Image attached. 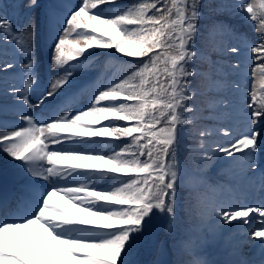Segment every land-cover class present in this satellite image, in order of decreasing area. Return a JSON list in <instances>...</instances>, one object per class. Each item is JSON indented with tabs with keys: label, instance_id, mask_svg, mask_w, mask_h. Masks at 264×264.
I'll return each mask as SVG.
<instances>
[{
	"label": "snow or ice",
	"instance_id": "obj_1",
	"mask_svg": "<svg viewBox=\"0 0 264 264\" xmlns=\"http://www.w3.org/2000/svg\"><path fill=\"white\" fill-rule=\"evenodd\" d=\"M35 5L36 0H28L25 6L31 9ZM198 5L199 0H79L63 12L51 11L50 61L57 75L34 104L28 92L36 83L34 21L29 15L18 29L0 11V42L9 37L26 61L21 65L26 79L12 95L33 110L21 114L20 123L0 124V129H15L0 130V151L19 161L32 179L44 181L26 185V195L14 202L0 198V264H131L126 257L136 235L153 216L175 219L182 181L176 163L179 126L199 118L194 115L199 110L193 101L202 94L190 83L198 73L189 69L198 55L194 46L199 34ZM227 10L256 22L258 41L242 40L248 58L256 61L250 69L252 88L244 107L247 119L238 133L230 128L220 130L228 137L223 145L212 150L202 142L200 151L212 153L207 162L217 152L232 161L236 154L246 157L239 165L248 178L254 180L259 173L261 197L253 205L247 200L224 199L221 186L205 177L190 180L187 199L197 209L200 223L180 229L173 241L178 252L199 241L200 225L209 219L217 226L249 225L250 235L264 246V169L254 159L261 135L256 125L264 118V0H234ZM97 25L106 30L102 32ZM71 36L75 39H69ZM94 46L134 58L128 62L129 74L98 87L83 109L52 108L36 115L34 110L58 95ZM228 51L239 55L241 48L233 46ZM14 67L11 60L0 59V71ZM220 71L216 68L205 74L204 94L222 87L216 78ZM234 87L239 90V83ZM207 103L211 110L219 101L210 95ZM58 111L64 114L57 115ZM101 122L107 126H100ZM199 135L207 133L200 131ZM92 137L114 138L111 154L93 155L83 147H64L66 142L90 143L86 138ZM45 160L49 166L39 167L38 162ZM56 195L66 199L77 214L54 205ZM254 214L260 218L256 230L251 225ZM176 264L207 262L192 259Z\"/></svg>",
	"mask_w": 264,
	"mask_h": 264
},
{
	"label": "trees",
	"instance_id": "obj_2",
	"mask_svg": "<svg viewBox=\"0 0 264 264\" xmlns=\"http://www.w3.org/2000/svg\"><path fill=\"white\" fill-rule=\"evenodd\" d=\"M74 0H69L73 2ZM125 0H117V3H124ZM152 2V0H149ZM234 0H199V11L200 18L198 20V29L199 34L194 39V46L198 50V55L196 59L189 63V69L198 73L190 79V83L193 88L198 89L202 94L197 95L193 101V105L199 111L194 115L199 117L195 119L193 123L187 125L179 126L181 128L179 143L176 149V163L178 171L181 167L193 168L195 171L212 173L215 172H225L223 164L215 163V158L210 162L208 157L212 155L211 152L200 151L201 143L203 142L206 148L215 150L217 145L222 144L223 132L221 129H227L223 126L222 121H229V117L225 108L222 111L217 109L225 104H229L230 101L226 100L233 93L232 87L234 85L227 79L228 69L234 70L233 67L240 63V57L244 56L243 52L246 50L244 47L236 42V37L241 40L240 37H244V34H239V26L243 17L235 12H229L227 10ZM101 31H105L106 28L104 25H97ZM109 34L111 35V31ZM240 31V30H239ZM227 46L225 48L224 46ZM233 46L241 48V53L239 55L233 54L228 49ZM3 49V46H0ZM6 57L10 55L9 50H5ZM95 54V56H93ZM90 58L88 60L89 64H98L100 61L103 63V74H110L111 78L117 77L116 82H119V79H123L125 75L129 74L126 70L129 67L128 62L134 60V58L122 56L120 53L115 52L114 49H104L99 47H92L87 50V54ZM5 58V55H3ZM129 58L127 62L122 61L121 58ZM216 68H220L221 71L219 76L216 77L219 79L222 87L219 91L214 93L204 94L203 83L205 79V74L210 71H215ZM135 71V67L131 69ZM213 96L216 100L219 101V104L214 109H209L208 99L209 96ZM200 98L201 101L199 105L196 99ZM205 103V104H204ZM200 104H203L202 106ZM232 115V114H231ZM123 126L124 122H119ZM200 131H205L206 136L201 137L199 135ZM127 142V141H125ZM207 162V163H206ZM181 165V166H180ZM182 175L181 187L178 192L177 198V214L175 219L170 218L168 222L156 220V223L160 225L159 227H154L153 230L157 234L156 240L154 241L153 235L149 232H142L136 235L135 242L133 245V250L139 251L136 253H129L139 257L141 255H148L152 250L157 249V246L162 242L169 248L170 252V261L176 264L177 261H188L194 259V254L192 251V244L188 246L187 249L177 251L173 247V241L176 236L179 235L180 229L188 226L189 223H197L199 217L197 216V209L193 208L190 202L187 199V193L189 191L188 182L192 179H199L200 176L205 177L209 183L213 185H219L224 182L223 180L217 178L216 176L211 175H192V174H183L182 171L178 173ZM152 219H155L153 216ZM212 220L209 219L208 222ZM201 232V228H200ZM200 232L197 235H200ZM207 235V234H206ZM154 254V253H153Z\"/></svg>",
	"mask_w": 264,
	"mask_h": 264
},
{
	"label": "rangeland",
	"instance_id": "obj_3",
	"mask_svg": "<svg viewBox=\"0 0 264 264\" xmlns=\"http://www.w3.org/2000/svg\"><path fill=\"white\" fill-rule=\"evenodd\" d=\"M12 5H16V3L13 0H1L2 11L7 13L8 17L11 19V21L14 23V25H16V27L18 29L22 28L24 25L23 24L24 16L21 15L20 10L12 8L13 7ZM26 13H28V12L26 11ZM255 23L256 22H250V24H249V27L251 29L250 33H253V30L256 33ZM51 39H52V36H51ZM51 39H50V47L48 46V49H49L48 50V58H49L48 61L40 64L38 61H36V57L34 54V58H35L34 76L36 79V83L34 84V87L32 86L28 89V92L31 96V102L35 101L37 99V97L43 93V91L49 86L50 81L52 79H54L57 75L56 72L51 70L50 57H51V52H52V47H53V45L51 43ZM33 47H34V52L37 53V57L40 58L39 54L41 53V51H40L41 48H38L36 43H35V45L33 44ZM19 58H21L22 64L26 62L24 60L22 54H19ZM41 78L45 79V81L41 86H39L38 80ZM76 83H77V81H75V80L69 81L66 84V86H64L63 88H61L59 90V92L64 91V90H66V91L68 90L67 92H69L71 87L74 86ZM81 100H82L83 105L88 104L87 103V96L86 97L84 96V98H81ZM75 102H76V98L72 99L69 102V105H73ZM83 105H82V107H80L81 109H83V107H84ZM40 110H46V109L40 108ZM1 114L4 115L3 113H1ZM246 119H247V115L245 117V121H246ZM0 124H8V123L0 122ZM256 128L260 130L261 135H260L259 144H258V155L254 159H256L258 161L260 167L262 169H264V118H262L261 121L256 125ZM0 130L10 131L13 129H0ZM9 160H12V159L3 151H0V166L3 164L5 165ZM48 166L49 165L47 163L45 168ZM259 180H260V177H259V173H258V174H256V178L254 179V181L249 182V186L251 184H255L252 186H254V188H256V190H259L258 189L259 188ZM31 185H38V183L32 179ZM68 186H74V185H68ZM258 201H259V199L256 200V202H258ZM52 202L56 206H60L62 208L67 209L69 212H72L73 214H77L76 210L72 207V205L69 204L66 201V199H62L61 195L53 196ZM259 222H260L259 216L255 215V218L251 221L252 230H256L259 227ZM234 226H236V225L233 224L232 227H234ZM239 226L243 229L242 231H245L247 233H246L245 239L243 240V244L239 249V252L235 255L238 256L239 258H242L244 261L252 262V263L254 262L255 259L256 260L258 259L259 260L258 262L260 264H262V262H264V246H262L256 238H254L250 235L249 225L240 224ZM210 260H212V259H210Z\"/></svg>",
	"mask_w": 264,
	"mask_h": 264
}]
</instances>
